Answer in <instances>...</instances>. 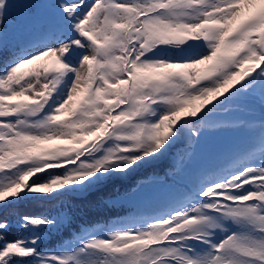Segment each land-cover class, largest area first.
<instances>
[{"label":"snow or ice","instance_id":"1","mask_svg":"<svg viewBox=\"0 0 264 264\" xmlns=\"http://www.w3.org/2000/svg\"><path fill=\"white\" fill-rule=\"evenodd\" d=\"M257 100L264 111V0H0V264H264ZM224 134L247 139L202 151ZM178 143L155 202L129 203L138 185L17 210L88 201ZM104 207L127 218L41 248L77 209Z\"/></svg>","mask_w":264,"mask_h":264},{"label":"trees","instance_id":"2","mask_svg":"<svg viewBox=\"0 0 264 264\" xmlns=\"http://www.w3.org/2000/svg\"><path fill=\"white\" fill-rule=\"evenodd\" d=\"M262 114H264V111L262 110H253L252 112V115L255 118H260ZM225 138H227L230 142H236L239 140V144L236 143L233 145L239 146L246 142L247 136L246 134H239L235 136H231V134H224L215 135L213 139L204 138V141L202 143V151L206 152L209 147L223 144ZM181 147L182 143H178L177 145H175L164 157L153 162L151 165L144 167L142 171L139 172L138 176L144 177L145 179H152L155 177L156 180H164L165 174L169 172L173 162L176 160V156L174 154H176L177 149H180ZM138 180V177L134 180L125 178H118L116 180H113L107 185L103 192L90 194V196L88 197V201L76 200L68 195H63L60 197H56L53 195L50 200H34L22 202L17 206V210L20 214L27 213L29 215H39L43 213L54 215L61 210V205H64L65 211H67V205L70 202L74 204H84L87 202H92L95 204L98 202V198L101 195L113 194L114 188H119L121 192H125L133 188L137 184ZM170 182L171 181H169V183ZM166 191V185L155 184V186H153L149 190H143L134 193V195L131 196L129 203L135 205H145L148 203H152L163 197ZM122 211L123 210L110 209L108 207H104L96 211L85 209L82 212L77 209L74 213L75 222L72 226V229L61 230L60 232L52 231L50 235L48 233H45L44 243L41 245V248L51 249L55 247L56 250L62 249V244L67 242L72 238V236L75 235L74 230L77 226L97 227L113 223L117 219H126L127 217L125 215H121ZM17 235L29 236L30 234L22 229L14 227L9 235V239Z\"/></svg>","mask_w":264,"mask_h":264},{"label":"rangeland","instance_id":"3","mask_svg":"<svg viewBox=\"0 0 264 264\" xmlns=\"http://www.w3.org/2000/svg\"><path fill=\"white\" fill-rule=\"evenodd\" d=\"M86 2H90V0H86ZM21 6L20 5H17V6H14V11H18L19 10V8H20ZM252 108H253V110H262L261 109V106H260V102L257 100V101H254L253 103H252ZM214 136L215 135H207L205 138H208V139H213L214 138ZM239 144V140L238 141H236V142H230V141H228V139L227 138H225L224 139V141H223V144H228L229 146H233L234 144ZM161 159V158H160ZM155 162V161H154ZM153 163V162H152ZM152 163H149V164H147V165H145V166H143L142 168H140L139 170H137L136 172H133V173H130L129 174V176L127 177V178H125V179H136L137 177H138V182H137V184L135 185V186H138V185H145V186H148V188H145V189H143L144 191H146V190H149V189H151L153 186H155V184H152L151 182L152 181H156V178L154 177V178H152V179H145L144 177H141V176H138V174H139V172H141L142 171V169L144 168V167H146V166H148V165H151ZM137 176V177H136ZM116 180V179H115ZM142 190V191H143ZM133 193H136V190L134 189V192ZM149 204V203H148ZM98 234L99 235H103V232L102 231H98ZM25 237H27V236H25ZM59 250H63V248L62 249H59Z\"/></svg>","mask_w":264,"mask_h":264}]
</instances>
